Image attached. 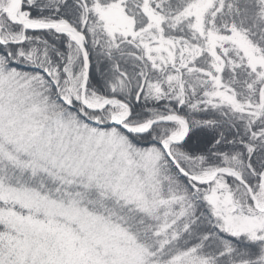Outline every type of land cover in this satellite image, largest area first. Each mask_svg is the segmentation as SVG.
<instances>
[{
    "label": "snow or ice",
    "instance_id": "6c2138e0",
    "mask_svg": "<svg viewBox=\"0 0 264 264\" xmlns=\"http://www.w3.org/2000/svg\"><path fill=\"white\" fill-rule=\"evenodd\" d=\"M0 264H264V0H0Z\"/></svg>",
    "mask_w": 264,
    "mask_h": 264
}]
</instances>
